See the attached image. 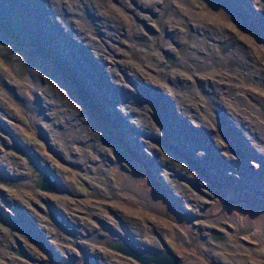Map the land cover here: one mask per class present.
Returning a JSON list of instances; mask_svg holds the SVG:
<instances>
[{
  "label": "rangeland",
  "instance_id": "obj_1",
  "mask_svg": "<svg viewBox=\"0 0 264 264\" xmlns=\"http://www.w3.org/2000/svg\"><path fill=\"white\" fill-rule=\"evenodd\" d=\"M56 1L0 0V264H264V0Z\"/></svg>",
  "mask_w": 264,
  "mask_h": 264
},
{
  "label": "water",
  "instance_id": "obj_2",
  "mask_svg": "<svg viewBox=\"0 0 264 264\" xmlns=\"http://www.w3.org/2000/svg\"><path fill=\"white\" fill-rule=\"evenodd\" d=\"M25 63L21 64L25 65ZM23 69L24 66L22 67V70ZM56 185V177L48 169H42L38 177V186L43 190L52 192L56 188ZM51 217L56 221L57 225H59L60 228H63L65 231L69 232L63 220H60V217L58 218L57 215H52ZM111 247L118 252L135 258L141 264H181V259L179 258V256L170 249H159L156 251L142 250L139 246L136 245L135 242L118 238L113 240ZM17 252L19 255L32 258V256L21 245L18 248Z\"/></svg>",
  "mask_w": 264,
  "mask_h": 264
},
{
  "label": "bare ground",
  "instance_id": "obj_3",
  "mask_svg": "<svg viewBox=\"0 0 264 264\" xmlns=\"http://www.w3.org/2000/svg\"><path fill=\"white\" fill-rule=\"evenodd\" d=\"M51 1L53 2V0H51ZM59 1H60V0H59ZM69 1H70V0H69ZM41 2H42V1H41ZM45 2H46V0H45ZM47 2H48V1H47ZM56 2H58V1L55 0V3H56ZM60 2H61V1H60ZM70 2H71V1H70ZM77 2H79V1H77ZM88 2H89V1H88ZM126 2H127V1H126ZM42 3H43V2H42ZM53 3H54V2H53ZM66 3H67V2H66ZM66 3H65V4H66ZM71 3H73V2H71ZM123 3H124V2H123ZM49 4H50V3H49ZM56 4H57V3H56ZM63 4H64V3H63ZM120 4H121V1H120ZM126 4H127V3H126ZM43 5H44V4H43ZM73 5H74V4H73ZM124 5H125V4H124ZM189 5H190V4H189ZM60 6H61V5H60ZM55 7H56V6H55ZM58 7H59V6H58ZM189 7H190V6H189ZM50 8H51V7H50ZM77 8H78V6H77ZM171 8H172V7H171ZM179 8H180V7H179ZM253 8H254V6H253ZM132 10H133V9H132ZM179 10H181V9H179ZM190 10H191V9H190ZM253 10H254V9H253ZM261 10H262V8H261ZM58 11H59V10H58ZM63 12H64V11H63ZM67 12H68V11H67ZM172 12H173V11H172ZM172 12H171V13H172ZM180 12H181V11H180ZM180 12H179V13H180ZM192 12H193V11H192ZM67 14H68V13H67ZM183 14H184V13H183ZM197 14H198V13H197ZM62 16H63V15H62ZM67 16H68V15H67ZM69 16H70V15H69ZM69 16H68V17H69ZM249 18H250V17H249ZM65 19H66V18H65ZM62 21H63V20H62ZM94 21H96V20H94ZM63 24H64V23H63ZM66 24H67V23H66ZM69 24H70V23H69ZM100 24H101V23H100ZM71 27H72V26H71ZM193 27H194V26H193ZM68 28H69V27H68ZM193 29H194V28H193ZM206 29H207V28H206ZM72 30H73V29H72ZM83 30H84V29H83ZM83 30H82V31H83ZM204 30H205V29H204ZM74 31H75V30H74ZM89 31H90V30H89ZM205 32H207V31H205ZM193 33H194V32H193ZM78 35H79V34H78ZM194 36L196 37V35H194ZM75 37H76V36H75ZM82 38H83V37H82ZM198 38H199V37H198ZM200 38H201V37H200ZM200 38H199V40H201ZM72 40H73V39H72ZM79 40H80V38H79ZM211 40H212V39H211ZM197 41H198V40H197ZM205 41H206V40H205ZM80 42H81V40H80ZM207 42H208V41H207ZM181 43H182V42H181ZM211 43H213V42H211ZM78 44H79V43H78ZM198 44H200V43H198ZM198 44H197V43H195V44L192 43L190 48H192V50L194 49V50L196 51L197 48H198V46H197ZM203 44H204V43H203ZM208 45H209V44H208ZM203 46H204V45H203ZM209 46H210V45H209ZM83 47H84V46H83ZM96 47H97V46H96ZM238 47H239V46H238ZM89 48H90V47H89ZM239 48H240V47H239ZM200 49H201V48H200ZM202 49H203V48H202ZM87 50H88V49H87ZM89 50H90V49H89ZM208 50H209V49H208ZM166 51H167V49H166ZM199 51H202V50H199ZM243 51H244V50H243ZM90 52H91V51H90ZM185 53H186V52H185ZM199 53H200V52H199ZM208 53H209V52H208ZM208 53H207V54H208ZM186 55H187V53H186ZM194 55L196 56V54H194ZM228 55H229V54H228ZM228 55H227V56H228ZM98 56H99V55H98ZM208 56H209V55H208ZM214 56H215V55H214ZM100 58L102 59V56L99 57V59H100ZM106 58H107V57H106ZM108 58H109V57H108ZM154 58H155V57H154ZM207 58H208V57H207ZM214 58H215V57H214ZM216 58H217V57H216ZM228 58H229V57H228ZM101 59H100V65H101ZM104 59H105V58H104ZM187 59H188V57H187ZM187 59H186V60H187ZM205 59H206V58H205ZM219 59H220V58H219ZM221 59H222L221 61H223V58H221ZM225 59H226V58H225ZM229 59H230V58H229ZM109 60H110V59H109ZM109 60H108V61H109ZM195 60H196V59H195ZM195 60H194V61H195ZM206 60H207V59H206ZM206 60H205V61H206ZM210 60H211V59H210ZM227 60H228V59H227ZM105 61H106V59H105ZM105 61H104V62H105ZM192 61H193V60H192ZM213 61H214V60H213ZM110 62H111V61H110ZM223 62H224V61H223ZM225 62H226V61H225ZM225 62H224V63H225ZM185 63H186V62H185ZM196 63H197V62H196ZM208 63H209V62H208ZM224 63H223V64H224ZM112 64H113V63H112ZM204 64H205V63H204ZM211 64H212V63H211ZM186 66H187V65H186ZM209 66H210V65H209ZM106 67H107V66H106ZM110 67H111V66H110ZM203 67H204V66H203ZM201 68H202V67H201ZM31 70H32V69H31ZM109 70H110V69H109ZM174 75H175V74H174ZM118 77H119V76H117V78H118ZM174 77H175V76H174ZM187 78H188V77H187ZM204 78H205V77H204ZM178 79H179V78H178ZM184 79H185V77H184ZM207 79H208V78H207ZM209 79H210V78H209ZM201 80H202V79H201ZM30 81H31V80H30ZM185 81H186V80H185ZM202 81H204V80H202ZM208 81H210V80H208ZM211 81H212V80H211ZM216 81H217V80H216ZM216 81H215V82H216ZM206 82H207V81H206ZM219 83H220V82H219ZM211 84H212V83H211ZM220 84H221V83H220ZM181 85H182V84H181ZM212 85H213V84H212ZM226 85H227V84H226ZM214 86H216V85H214ZM207 87H208V86H207ZM208 89H209V88H208ZM183 90H184V89H183ZM210 90H211V88H210ZM210 90H209V91H210ZM182 92H183V91H182ZM185 92H186V91H185ZM183 93H184V92H183ZM207 94H208V93H207ZM225 94H226V93H225ZM243 95H244V94H243ZM209 97H210V96H209ZM233 97H234V96H233ZM230 98H231V97H230ZM181 99H182V96H181ZM184 99H185V98H184ZM225 99H226V98H225ZM237 99H238V98H237ZM179 100H180V99H179ZM209 100H210V99H209ZM221 100H222V99H221ZM181 101H182V100H181ZM188 101H189V100H188ZM179 102H180V101H179ZM184 102H185V101H184ZM198 102H199V101H198ZM219 102H220V101H219ZM223 103H224V102H223ZM228 103H229V102H228ZM235 103H236V102H235ZM246 103H247V101H246ZM185 104H186V103H185ZM225 104H227V103H225ZM238 104H239V103H238ZM240 104H241V102H240ZM244 104H245V103H244ZM219 105H220V104H219ZM232 105H233V103H232ZM187 106H188V105H187ZM216 106H217V105H216ZM225 106H226V105H225ZM227 106H228V105H227ZM182 107H183V106H182ZM187 108H188V107H187ZM221 108H222V107H221ZM224 108L226 109V107H224ZM185 109H186V108H185ZM104 110H105V109H104ZM105 111H106V110H105ZM107 111H108V110H107ZM216 111H217V110H216ZM234 111H235V110H234ZM108 112H109V111H108ZM224 112H225V111H224ZM235 112H236V111H235ZM183 113H184V112H183ZM190 113H191V112H190ZM190 113H189V114H190ZM195 113H196V112H195ZM191 114H193V113H191ZM196 114H198V113H196ZM239 114H240V113H239ZM200 115H201V113H200ZM208 115H209V114H208ZM197 116H198V115H197ZM226 117H227V116H226ZM232 117H233V116H232ZM240 118H241V117H240ZM244 118H245V116H244ZM235 119H236V118H235ZM237 119H238V118H237ZM252 119H254L255 122H258V121H256V119H255L254 117H252ZM179 121H180V120H179ZM228 121H229V120H228ZM236 122H241V120H236ZM208 123H209V122H208ZM177 124H178V123H177ZM195 124H197V123H195ZM172 126H173V125H172ZM172 128H173V127H172ZM178 128H179V127H178ZM262 129H263V131H264V128H263V127H262ZM247 131H249V130L247 129ZM247 131H245V132H247ZM250 132H251V131H250ZM248 133H249V132H248ZM263 133H264V132H263ZM209 135H210V134H209ZM176 136H177V135H176ZM183 138H184V137H183ZM184 139H185V138H184ZM207 153H209V152H207ZM76 154H77V153H76ZM203 157H204V156H203ZM75 158H76V160L79 159L78 155H75ZM80 159H81V158H80ZM45 160H46V159H45ZM0 161H1V159H0ZM77 161H78V160H77ZM198 161H199V160H198ZM199 163H200V162H199ZM202 168H203V167H202ZM204 169H205V168H204ZM41 171H42V170H41ZM52 174H53V173H52ZM53 175H54V174H53ZM56 175H57V174H56ZM117 175H119V174H117ZM54 176H55V175H54ZM55 177H56V176H55ZM121 178H122V177H121ZM56 179H57V185H56V188L58 189V188H59V180H58L57 177H56ZM165 185H166V184H165ZM37 186H38V179H37ZM56 188H55L52 192H54V191L56 190ZM60 197H62V195H60ZM63 201H64V199H63L62 201H60V202H61L60 204H62V205L64 206V205H66V204H65ZM60 204H56V203H54V206L56 207V209L59 208L57 205L61 206ZM58 210H60V209H58ZM61 210H62V212H61L60 217H61L63 220H65V219L63 218V216H62V215L64 214V213H63L64 211H63L62 208H61ZM58 215H59V214H58ZM64 215H65V214H64ZM66 217H67V216H66ZM61 218H60V219H61ZM66 219H67V218H66ZM140 249H141V248H140ZM142 250H143V249H142ZM15 251L17 252L18 249L15 250ZM115 251H116V250H115ZM116 252H118V251H116ZM17 253H18V252H17ZM118 253L123 254V255H125V256H127V257H130V258L136 260L135 258H133V257H131V256H128V255H126V254H124V253H121V252H118ZM180 259H181V258H180ZM136 261H137V260H136ZM137 262L140 264L139 261H137ZM181 264H188V262H184L183 259H181Z\"/></svg>",
  "mask_w": 264,
  "mask_h": 264
},
{
  "label": "flooded vegetation",
  "instance_id": "obj_4",
  "mask_svg": "<svg viewBox=\"0 0 264 264\" xmlns=\"http://www.w3.org/2000/svg\"><path fill=\"white\" fill-rule=\"evenodd\" d=\"M35 168H36V170L35 171H38L39 169H40V166H35ZM37 168H38V170H37ZM50 172H51V170H49ZM40 173H41V170L38 172V177H39V175H40ZM51 173H53V172H51ZM55 175V174H54ZM56 177H57V175H55ZM38 179V178H37ZM36 179V180H37ZM36 185H37V181H36ZM23 226H24V228H28V227H31V226H33V228L35 227V224L33 223V222H30L29 223V225H28V223H25V224H23ZM28 226V227H27ZM36 228H37V226H36ZM5 233L6 232H4V235H5ZM6 236V235H5ZM8 239H11V238H9L8 237ZM11 242V241H10ZM17 250V249H16ZM167 250H169V249H167ZM152 251H156V250H152ZM118 253V252H117ZM118 254H120V253H118ZM121 256H125V255H123V254H120ZM126 258H129V257H127V256H125ZM134 260V259H133ZM135 261V260H134Z\"/></svg>",
  "mask_w": 264,
  "mask_h": 264
}]
</instances>
